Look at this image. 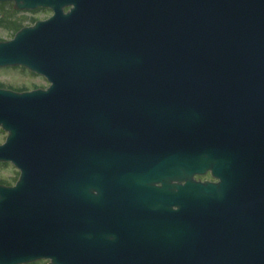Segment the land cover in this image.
<instances>
[{"label":"water","instance_id":"1","mask_svg":"<svg viewBox=\"0 0 264 264\" xmlns=\"http://www.w3.org/2000/svg\"><path fill=\"white\" fill-rule=\"evenodd\" d=\"M0 3V264H264V0Z\"/></svg>","mask_w":264,"mask_h":264},{"label":"rangeland","instance_id":"2","mask_svg":"<svg viewBox=\"0 0 264 264\" xmlns=\"http://www.w3.org/2000/svg\"><path fill=\"white\" fill-rule=\"evenodd\" d=\"M9 7L12 4L7 3ZM18 12V11H17ZM52 15V12L49 10L38 9L36 11H24L18 12L17 16L26 18V26L33 25L36 21H43L49 18ZM13 34L7 32L6 30L0 28V40L8 41L11 40ZM47 81L40 76H31L27 71L21 70L19 68H7L0 69V87L1 88H10L12 90L27 88L28 90L37 89V88H47ZM6 137L5 132L0 130V144L4 142ZM18 177V171L10 164V166L0 167V180L4 182H12L14 178ZM207 179H211L207 177ZM44 264H47L46 261H40Z\"/></svg>","mask_w":264,"mask_h":264},{"label":"trees","instance_id":"3","mask_svg":"<svg viewBox=\"0 0 264 264\" xmlns=\"http://www.w3.org/2000/svg\"><path fill=\"white\" fill-rule=\"evenodd\" d=\"M7 3H0V28L14 34L25 27L26 18L17 16L18 12L13 10L11 5L7 7ZM1 41V40H0ZM33 264H44L42 262H36Z\"/></svg>","mask_w":264,"mask_h":264},{"label":"flooded vegetation","instance_id":"4","mask_svg":"<svg viewBox=\"0 0 264 264\" xmlns=\"http://www.w3.org/2000/svg\"><path fill=\"white\" fill-rule=\"evenodd\" d=\"M16 68H19V69H21V70H25V71H27L26 69H24V68H21V67H16ZM5 69H7V68H5ZM31 76H37V75H35V74H33V73H31V72H29V71H27ZM41 77V76H40ZM43 78V77H42ZM1 88V87H0ZM3 89H9V90H12V89H10V88H3ZM37 89H41V88H37ZM45 89V88H44ZM33 90H36V88L35 89H31V90H28L27 88H22V89H17V90H12V91H14V92H18V93H21V92H30V91H33ZM0 130H1V132L3 133L4 131H2V129L0 128ZM5 139H6V137H5ZM5 139H4V142H5ZM3 142V143H4ZM2 143V144H3ZM2 144H0V145H2ZM5 166H10V163H0V167H5ZM18 175H19V173H18ZM207 177H210L209 175H206V176H204V177H196L195 179L196 180H200V181H213L212 179H207ZM18 178V177H17ZM17 178L15 179H13V180H11L12 182H4V181H1L0 180V185H2V186H13L14 184H15V182H16V180H17Z\"/></svg>","mask_w":264,"mask_h":264}]
</instances>
